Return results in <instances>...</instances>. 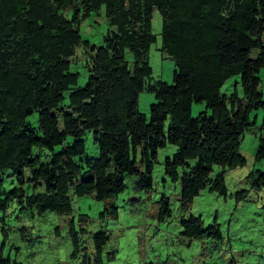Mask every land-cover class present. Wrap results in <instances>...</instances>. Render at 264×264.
<instances>
[{"label": "trees", "instance_id": "1", "mask_svg": "<svg viewBox=\"0 0 264 264\" xmlns=\"http://www.w3.org/2000/svg\"><path fill=\"white\" fill-rule=\"evenodd\" d=\"M101 9L107 28L93 43L81 24ZM156 16L161 49L175 64L171 83L153 79L148 60ZM78 61L84 84L73 69ZM231 77V92L222 93ZM143 90L154 94L149 118L138 110ZM194 102L204 103L195 115ZM259 108L256 126L249 115ZM255 127V157L264 160V0H0V212L18 197L37 214H63L72 194L91 193L108 204L101 216H116L111 201L124 190V175L150 188L158 150L168 143L177 150L163 169L180 182L181 203L207 183L225 194L224 172L243 165L241 139ZM86 130L95 157L85 152ZM6 171L15 185H4ZM247 176L252 188L264 187L261 169ZM160 202L169 214V199L162 194ZM180 223L189 238L222 239L216 221L204 226L190 215ZM70 235L78 249L72 222ZM92 241V258L84 253L81 264H105L107 232H94ZM0 264L20 262L0 249Z\"/></svg>", "mask_w": 264, "mask_h": 264}, {"label": "rangeland", "instance_id": "2", "mask_svg": "<svg viewBox=\"0 0 264 264\" xmlns=\"http://www.w3.org/2000/svg\"><path fill=\"white\" fill-rule=\"evenodd\" d=\"M158 20L156 16L153 32L157 40L149 48L148 60L153 79L171 83L175 64L161 49ZM106 28L104 9H101L81 24V34L98 43ZM74 57L83 59L81 47H77ZM73 69L80 72L79 83L84 84L83 62L74 63ZM235 81L236 77L228 79L221 92H231ZM153 101L152 92L143 90L139 93L138 110L147 118ZM201 109H204L203 102L192 104L193 115ZM255 115L257 126L262 110H252L249 119H254ZM30 119L36 125V115ZM254 130L256 127L253 132H244L241 139L243 165L224 172L225 194L210 190L207 183L190 203H181L178 199L180 182L172 181L163 169L164 158L177 150L176 145L168 143L158 150L150 188L141 187L136 175H124L125 188L111 201L117 206L116 216H101L108 204L96 200L91 193L72 194V210L63 214L50 210L37 214L18 197L13 199L8 208L0 212V249L20 264H81L84 253L92 258L93 233L104 230L108 234L102 253L105 264H264V187L252 188L247 176L254 168L264 171V160L255 157L258 133ZM82 137L85 152L97 156L98 147L92 141L91 131L86 130ZM72 139L68 136L67 141ZM216 171L217 168L213 173ZM5 174L4 185H15V176L7 175L9 171ZM25 174L29 176L28 169ZM162 194L169 199V214L161 213ZM190 215H199L204 226L216 221L222 239H213L207 234L199 238L186 236L180 218ZM71 222L78 235V249L72 243ZM2 226L7 228L6 234Z\"/></svg>", "mask_w": 264, "mask_h": 264}]
</instances>
